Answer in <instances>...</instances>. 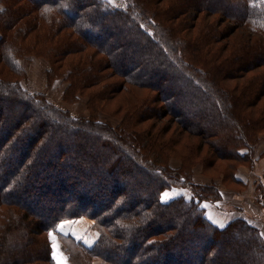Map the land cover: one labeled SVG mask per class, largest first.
I'll use <instances>...</instances> for the list:
<instances>
[{
    "label": "trees",
    "instance_id": "1",
    "mask_svg": "<svg viewBox=\"0 0 264 264\" xmlns=\"http://www.w3.org/2000/svg\"><path fill=\"white\" fill-rule=\"evenodd\" d=\"M124 4L0 0V264H58L51 233L68 264H264L256 226L206 216L201 202L222 193L191 179L195 156L169 162L190 136L234 182L237 164L256 160L249 138L264 109L256 119L246 107L264 94V0ZM23 57L47 60L48 80L66 83V101L86 97L88 116L26 89ZM80 218L92 220L91 246L58 230Z\"/></svg>",
    "mask_w": 264,
    "mask_h": 264
},
{
    "label": "rangeland",
    "instance_id": "2",
    "mask_svg": "<svg viewBox=\"0 0 264 264\" xmlns=\"http://www.w3.org/2000/svg\"><path fill=\"white\" fill-rule=\"evenodd\" d=\"M110 1L114 5L119 6V7H122L125 5L124 0H110ZM240 33L245 34L247 33V31L243 28H240L238 31L235 32V34L232 37H236L237 35H240ZM20 63L22 67L24 68V70L26 71V76L22 79V84L26 87V89H28L31 92L45 94L46 97L52 103H54L55 105H57L58 107L64 110L69 111L74 116H77V117H87L88 116L89 112L87 109L86 97L80 96L79 99L74 102L66 101L62 97L66 83L60 78H57L51 81L48 80L47 71L49 68V64L47 60H45L44 58H39V57H23L20 59ZM259 70H263V69L261 68V69H257L256 71H252L250 74L244 76V78L240 77L239 79L234 80V81H227L226 85L230 88H232L235 85L236 86L237 85L242 86L243 84L245 85L248 82L247 77L249 78L250 76L254 75L255 72H258ZM238 89L240 91L243 88L240 87ZM115 104H116L115 101L110 102L107 107L109 109H112L115 107ZM263 109H264V94L261 96L260 99L257 100V103L254 104L252 107H249V108L248 106L246 107V111H249L250 115L256 119L259 118L261 110ZM98 118L101 121L109 122L113 127H117L121 122V116L119 114L111 115L105 111L99 112ZM176 127L178 128V126L174 125V129H176ZM253 138H255L256 143L254 145V148L251 154L254 155V158H256V160L253 162V165L250 162L237 164V167L235 169V174H237V172L240 170V171H243V174L247 175V173L250 171V173H248L249 175L247 176V178L250 177L249 185L252 187L251 188V190L253 191L252 195L245 191L247 189V186H245L246 184L245 182L238 183V182H234L231 179L230 170L228 168V165H229L228 161L215 158L213 165L205 166L204 160L206 159V155H209L211 157L212 155H211V152H207L205 150H202V152H197L196 147L194 145L197 143L198 138L195 136L185 137L181 141H179L178 144L176 145L175 150L171 152V157H170L169 162L173 167H179L181 165V160L180 158L176 156H179V155L181 156L183 154L189 155L188 153H190V156L192 155L195 156V158L193 159V162H191V165H190L191 166L190 168H192L191 169L192 171L191 179L195 183L208 185L212 182L218 188L219 187L222 188L229 195L233 193L232 191H235V192L244 191L242 198L244 200L247 199V201L251 199L253 202L255 201L253 193L258 194L257 196H259L261 194V186L264 189V185L263 184L261 185V183L263 182L262 180L263 178L260 172H257L259 171L261 167L264 166V121L258 126H255V131L253 130V132L251 133L249 141H251L252 143L254 142L252 140ZM176 151L178 153H176ZM181 152L183 153L181 154ZM181 191L186 193V190L181 189L178 191L175 190L171 192H164V194H167V198H169L177 194V192H181ZM167 198H165V195H163V199H167ZM220 200H222V197L221 199L216 200V202ZM204 201L205 202L203 201L201 202V205L204 208H206V206L208 205L206 202L208 201L206 200ZM210 203H213V202H210ZM218 204L219 206H221L220 205L221 203H218ZM209 207H210V210L212 211L211 205H209ZM209 207H207L208 213H210ZM85 219H88V218H85ZM244 220L249 222L247 219H244ZM91 223H92V220H91ZM249 223L251 224V222ZM72 228L74 229V232L76 233V235L73 231H71V233H68V230H71ZM58 230L61 232V234H64V235L69 234L73 236L74 238H79L81 234L85 235L84 237H81L79 239H81L82 242H84L87 246H91L93 242L96 240L95 230L92 229L91 226L88 227L87 229V227L84 226L83 221H80L78 219L71 220V221L63 220L62 222L59 223ZM77 233H81V234H77ZM50 236H51V239L53 236H55V240L52 239V241H53V246L56 245L53 250V256L56 262L59 264L60 258L63 257L66 264H68L66 260L67 259L66 254H64L63 252V246L58 241L57 236L54 233L53 234L51 233ZM92 264H108V263L103 262L100 258H94L92 261Z\"/></svg>",
    "mask_w": 264,
    "mask_h": 264
},
{
    "label": "crops",
    "instance_id": "3",
    "mask_svg": "<svg viewBox=\"0 0 264 264\" xmlns=\"http://www.w3.org/2000/svg\"><path fill=\"white\" fill-rule=\"evenodd\" d=\"M257 172H260V174L263 178L262 179L263 182L261 183V185L262 184L264 185V166L261 167L259 169V171H257ZM248 173H250V171ZM248 173H247V175H245V174H243V171L239 170L237 172L236 176L242 182L246 183L245 186H247V189L245 191L252 195V192H253L251 190L252 187L249 185L250 177H248L249 180L247 178V176L249 175ZM219 189L221 190V193H222V200L217 201V202L215 201L213 203L206 202L208 204L205 208L206 216L214 224H216L219 227H224L229 221L236 219V218L247 219L249 222H251L252 225L256 226L259 229L260 234L264 239V189H263V187L261 186V194L259 196H257L258 194L253 193L254 200H255L253 202L251 199L249 201H247V199L244 200L242 198L244 191L243 192L232 191L233 193L231 195H229L222 188L219 187ZM162 194L164 195V192ZM163 195H162V197H163ZM169 198H171V197H169ZM203 202H205V201H203ZM218 203H221L220 204L221 206H219ZM209 205H211L212 211L210 210ZM207 207H209L210 213H208ZM78 220L83 221V224H84V226L87 227V229L92 224L91 219H85V218L83 219L82 218V219H78ZM84 221H86V222H84ZM71 231L74 232V229L72 228L71 230H68V233H71ZM77 234H81V233H77ZM75 235H76V233H75ZM84 236L85 235L81 234V236L79 238L84 237ZM79 238H77V239H79ZM95 238H96V236H95Z\"/></svg>",
    "mask_w": 264,
    "mask_h": 264
},
{
    "label": "snow or ice",
    "instance_id": "4",
    "mask_svg": "<svg viewBox=\"0 0 264 264\" xmlns=\"http://www.w3.org/2000/svg\"><path fill=\"white\" fill-rule=\"evenodd\" d=\"M45 11H47V9H45ZM165 198H167V194H164ZM51 235V234H50ZM53 240H55V236L52 237ZM56 245H54L55 247ZM59 264H66L65 260L63 257L60 258Z\"/></svg>",
    "mask_w": 264,
    "mask_h": 264
}]
</instances>
